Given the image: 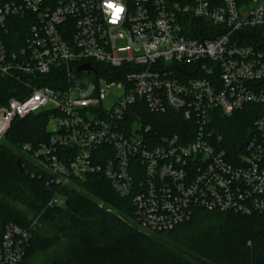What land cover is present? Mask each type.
Returning a JSON list of instances; mask_svg holds the SVG:
<instances>
[{"label":"built area","instance_id":"built-area-1","mask_svg":"<svg viewBox=\"0 0 264 264\" xmlns=\"http://www.w3.org/2000/svg\"><path fill=\"white\" fill-rule=\"evenodd\" d=\"M121 2L112 24L102 0H0V77L20 84L0 106V141L15 119L45 112L48 139L22 153L50 176L49 205L100 175L146 233L195 211L264 215V0ZM111 87L120 95L105 108ZM244 110L254 120L237 149L221 130ZM147 113L186 124L159 135ZM36 226H5L0 264H22Z\"/></svg>","mask_w":264,"mask_h":264},{"label":"trees","instance_id":"trees-1","mask_svg":"<svg viewBox=\"0 0 264 264\" xmlns=\"http://www.w3.org/2000/svg\"><path fill=\"white\" fill-rule=\"evenodd\" d=\"M254 33L255 43L264 46V29ZM55 79L50 74L41 85L53 88ZM19 89L15 80L0 77V106L19 98ZM253 120L245 110L224 119L225 140L238 149ZM144 123L159 135L181 134L186 124L174 113H147ZM45 127L46 113H33L15 119L0 141V240L7 224L32 221L12 212L10 202L40 214L22 264H264V215L195 211L173 230L150 234L133 222L129 200L100 175L76 181L80 191L62 189L63 205L47 207L50 176L22 153L24 145L48 139Z\"/></svg>","mask_w":264,"mask_h":264},{"label":"rangeland","instance_id":"rangeland-1","mask_svg":"<svg viewBox=\"0 0 264 264\" xmlns=\"http://www.w3.org/2000/svg\"><path fill=\"white\" fill-rule=\"evenodd\" d=\"M120 95V89L116 88V87H111L109 90H107L106 92V96H105V100L103 102V105L105 108H110L112 107L117 101H118V97ZM70 188H74L78 191H80L79 185H77L76 187L71 186ZM50 200L47 204V207H50L52 205H49ZM7 206L9 208H12V212L18 214L19 217H24L26 220L31 219V220H38V217L40 216V214H36L34 212H32L29 208L21 205V204H15L10 202L9 204H7Z\"/></svg>","mask_w":264,"mask_h":264},{"label":"clouds","instance_id":"clouds-1","mask_svg":"<svg viewBox=\"0 0 264 264\" xmlns=\"http://www.w3.org/2000/svg\"><path fill=\"white\" fill-rule=\"evenodd\" d=\"M103 8L106 10V14L109 16V22L116 24L122 17L124 12V5L121 0H102Z\"/></svg>","mask_w":264,"mask_h":264},{"label":"water","instance_id":"water-1","mask_svg":"<svg viewBox=\"0 0 264 264\" xmlns=\"http://www.w3.org/2000/svg\"><path fill=\"white\" fill-rule=\"evenodd\" d=\"M90 67L88 65H82L78 67L77 72L80 73L81 71H89ZM20 171H22V168H19Z\"/></svg>","mask_w":264,"mask_h":264}]
</instances>
